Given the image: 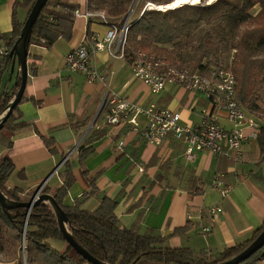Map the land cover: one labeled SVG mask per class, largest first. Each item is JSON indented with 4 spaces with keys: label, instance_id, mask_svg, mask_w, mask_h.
Masks as SVG:
<instances>
[{
    "label": "crops",
    "instance_id": "1",
    "mask_svg": "<svg viewBox=\"0 0 264 264\" xmlns=\"http://www.w3.org/2000/svg\"><path fill=\"white\" fill-rule=\"evenodd\" d=\"M86 2L89 0L70 1L82 13L104 12L86 9ZM29 10L24 0H0V51L9 50L13 22L24 24ZM106 33L100 18L94 16L88 22L77 18L70 40L60 38L51 46L39 40L28 47L26 87L14 113L24 126L0 139V158H10L15 167L8 188L18 189L25 197L44 185L51 195L62 185L61 163L73 151L68 158L73 184L65 205L94 212L103 198L115 201L114 215L121 229L141 236L157 235L163 239V247L188 249L197 258L210 260L249 239L264 224V163L257 138H253L264 128V116L256 118L257 130L243 129L246 139L239 162L210 152L187 160L185 145L171 136L155 146L144 142L130 124H107L106 100L112 93L130 104L155 105L177 113L180 124L191 128L211 105L205 96L174 85L152 94L132 76L129 62L106 51L90 55L91 66L104 82L87 83L82 73L65 68L66 55L81 45L85 34L103 39ZM18 70L12 59L2 85L9 92L19 77ZM218 123L230 129L224 112L218 113ZM144 127V119L138 118L137 130ZM121 141L124 148L119 151ZM86 148L92 152L81 160L80 151ZM216 180L229 189L227 197L221 198L213 187ZM216 206L221 213L214 224L204 212L198 217V211ZM189 212L193 213L190 221ZM208 226L211 232L203 234L201 229ZM179 230L184 232L179 234Z\"/></svg>",
    "mask_w": 264,
    "mask_h": 264
},
{
    "label": "trees",
    "instance_id": "2",
    "mask_svg": "<svg viewBox=\"0 0 264 264\" xmlns=\"http://www.w3.org/2000/svg\"><path fill=\"white\" fill-rule=\"evenodd\" d=\"M35 1L24 0V5L31 10ZM70 1H47L30 31L28 47L39 40L45 41L44 46H51L60 38L71 39L72 14L79 7ZM132 1L89 0L88 9L92 12L104 10L107 22L113 23L127 14ZM172 1L143 0L136 20L127 31L123 59L130 63L135 52L141 50L188 68L191 73L208 76L211 70L222 67L219 54L231 52V63L226 67L236 79V101L248 112L263 117L260 94L264 88V58L254 56V53L264 49V0H216L210 5H184L166 11L143 9L145 3L163 6ZM108 4L110 8L106 10ZM255 9L257 11L253 13ZM49 18L53 21L49 22ZM202 24L213 26V29L191 42L194 31ZM23 25L13 22L9 54L0 59V119L20 86V77L10 92L6 89L7 85H2L3 76L12 60L13 46L19 39ZM219 29H227L232 37L229 46L220 37ZM22 101L23 97L18 105ZM17 106L0 130V137L11 136L24 126V123L18 122L19 118L14 117ZM257 141L262 150L264 128L260 130ZM45 144L50 147L51 143ZM91 152V148L81 150L80 159L85 160ZM14 171L10 158H0V192L12 203H25L18 189L8 188L9 178ZM62 176V185L51 196L67 218L66 231L81 249L102 264H223L248 249L264 230L263 224L249 239L210 260L197 258L188 249L163 247L164 241L157 235L141 236L133 230L121 229L114 215L115 201L103 198L94 212L82 211L77 205H65L64 200L73 184L69 160L64 163ZM49 192L45 188L42 190L43 194ZM93 193L94 189L91 191ZM183 232L178 231L179 234ZM22 241L28 264H91L63 238L50 205L41 204L30 211L17 207L8 209L7 213L0 206V243L5 242L12 255L11 263L5 264H14L18 260L17 252ZM239 264H264V245Z\"/></svg>",
    "mask_w": 264,
    "mask_h": 264
},
{
    "label": "built area",
    "instance_id": "3",
    "mask_svg": "<svg viewBox=\"0 0 264 264\" xmlns=\"http://www.w3.org/2000/svg\"><path fill=\"white\" fill-rule=\"evenodd\" d=\"M88 6L89 2H86L85 8L88 9ZM72 16L73 19L83 18L87 22L96 16L107 26V33L103 39L85 34L81 45L66 55L64 66L72 72L82 73L87 83L104 82V77L91 66L90 55L106 51L113 58L123 59L126 34L131 24L125 21L123 26H117L115 23H108L103 13L93 15L89 11L82 13L80 10H75ZM48 21L52 22L53 19L49 18ZM40 43L44 45L45 41L40 40ZM8 54L9 50H1L0 58ZM130 67L132 76L144 83L152 94H158L167 85L178 86L186 91L205 96L211 105V110L202 111L200 123L195 127H185L180 124V116L177 113L155 105L143 108L130 104L112 93L106 100L107 124H130L133 131L138 132L144 142L155 146L171 136L185 145L187 160H192L197 153L201 152H210L213 155L223 154L229 156L234 162L241 160V145L246 139L242 133L243 129L257 130L259 126L256 117L237 103L236 79L230 70L222 67L215 68L208 76H203L201 73H191L188 68L141 50L135 52ZM219 112L225 113L227 122L230 124L229 130L219 125ZM138 118H143L145 122V127L140 132L137 130ZM253 138L256 139L257 135ZM123 148L124 142L121 141L117 144V149L122 151ZM72 153L73 151H70L61 164H64ZM261 158L264 163V143ZM55 174L57 171L54 172ZM213 187L219 190L221 198L227 197L229 189L223 188L220 180L213 182ZM43 188L44 185L38 188L33 200L37 199ZM202 212L207 214L212 225L221 213V209L216 206L205 211H198V217H202ZM187 219L189 221L193 219L192 212L188 213ZM201 231L203 234H208L211 232V226L204 227Z\"/></svg>",
    "mask_w": 264,
    "mask_h": 264
},
{
    "label": "water",
    "instance_id": "4",
    "mask_svg": "<svg viewBox=\"0 0 264 264\" xmlns=\"http://www.w3.org/2000/svg\"><path fill=\"white\" fill-rule=\"evenodd\" d=\"M48 0H36L33 7L31 8L28 17L23 25V28L20 32L19 39L13 46L11 57L14 61H16L17 66L19 68V76H20V86L18 92L12 102L10 103L9 107L6 110V113L0 119V130L3 128L4 124L7 122L8 118L12 114L14 108L18 105L19 101L23 97L26 82H27V39L29 37L30 31L36 22L42 8L47 3ZM156 10V9H155ZM50 205L53 209L59 230L66 240V242L80 255H82L89 263L91 264H102L99 263L97 260L93 259L89 256L83 249H81L71 238V236L66 231V225L68 224L67 218L64 212L60 209L57 205L55 200L51 195L48 194H41L37 197V199H32L31 201L25 203H12L8 201V199L0 192V206L2 210L7 213L8 209L17 208V207H24L28 211H30L33 207L38 205ZM24 242L22 241V244ZM264 245V230L262 233L257 237V239L253 242V244L246 249L243 253L239 256L233 258L231 261L223 263V264H239L249 258L252 254H254L258 249H260ZM24 253V252H23Z\"/></svg>",
    "mask_w": 264,
    "mask_h": 264
},
{
    "label": "rangeland",
    "instance_id": "5",
    "mask_svg": "<svg viewBox=\"0 0 264 264\" xmlns=\"http://www.w3.org/2000/svg\"><path fill=\"white\" fill-rule=\"evenodd\" d=\"M143 3V0H133L132 3L128 6V12L125 16H123L122 18L113 21V23H115L117 26H120L122 24L125 23V21H128L130 24L136 20L138 14H139V8L141 6V4ZM150 3H145V6L143 9H146L147 7H149ZM200 5H207V0H201ZM197 5V6H200ZM209 5V4H208ZM110 8V4H108V6L106 7V10H108ZM151 8V7H149ZM148 8V9H149ZM153 8V7H152ZM155 10V9H153ZM257 11V9L253 10V13H255ZM213 26H205L204 24L200 25L193 33V36L191 38V42L196 41L200 36H202L206 31H210L212 30ZM219 34L220 37L222 38L223 42L229 46L232 42V37H230L228 35V31L227 29H219ZM254 56H258L261 58H264V49L258 50L254 53ZM231 57H232V53L229 52L227 54L221 55L219 54L218 56V60L220 62V64L222 65V68H225L227 70H230L229 66L231 63ZM19 71L16 73L18 74ZM19 75V74H18ZM18 77V76H17ZM20 77V76H19ZM261 98H262V106L264 108V88L261 91ZM256 118H260L257 115L253 114ZM6 137V136H4ZM2 138V136L0 137V139ZM36 194V193H35ZM34 194V195H35ZM43 193H40V195ZM34 195H28L25 197H22V199L24 200V202H28L31 201ZM10 249L6 246L5 242L0 243V264H5V263H11V251H9ZM24 243L22 244L21 242V248L19 249V251L17 252V261L13 262L14 264H28L25 260L24 257Z\"/></svg>",
    "mask_w": 264,
    "mask_h": 264
},
{
    "label": "bare ground",
    "instance_id": "6",
    "mask_svg": "<svg viewBox=\"0 0 264 264\" xmlns=\"http://www.w3.org/2000/svg\"><path fill=\"white\" fill-rule=\"evenodd\" d=\"M215 1L216 0H207V4L209 5L213 4ZM200 3H201V0H173L171 3L165 4L163 6L149 4V7H151L149 8V10L156 9V10L166 11V10L175 9L183 5L197 6V5H200Z\"/></svg>",
    "mask_w": 264,
    "mask_h": 264
}]
</instances>
